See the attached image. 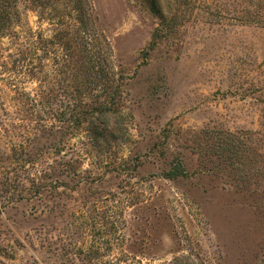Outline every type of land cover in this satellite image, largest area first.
<instances>
[{
	"label": "rangeland",
	"instance_id": "rangeland-1",
	"mask_svg": "<svg viewBox=\"0 0 264 264\" xmlns=\"http://www.w3.org/2000/svg\"><path fill=\"white\" fill-rule=\"evenodd\" d=\"M84 1L120 95L103 136L61 117L75 84L33 47L58 12L18 0L0 37V264H264V26L235 20L263 0ZM201 131L254 133L244 170Z\"/></svg>",
	"mask_w": 264,
	"mask_h": 264
},
{
	"label": "trees",
	"instance_id": "trees-1",
	"mask_svg": "<svg viewBox=\"0 0 264 264\" xmlns=\"http://www.w3.org/2000/svg\"><path fill=\"white\" fill-rule=\"evenodd\" d=\"M17 2L18 0H0V37L13 19L18 17L11 8ZM32 3L42 9L44 14H46L47 5L51 7L50 11L58 12L57 17L63 19V22L60 21V26H68L69 29L67 32L58 29L49 38L39 34L33 42L34 49L38 47L37 51L41 50L46 58L50 56L54 64H60L59 73H63L66 79H72V83L75 84L73 86L75 94L66 92L67 101L70 100L71 103L68 105V112L60 113L61 117L66 115L65 122L72 123V129L84 130L91 139L103 136L107 130V116L120 112L118 107L120 95L116 87L110 86L105 81L104 74L102 75V71L99 70L98 56L91 39H88L91 36V23L86 12V2L84 0H33ZM61 8L62 12H60ZM153 11L156 14L159 13L155 6ZM65 12L67 14L60 15ZM64 18H68L73 24L64 22ZM235 20L245 25L264 26V12H260V9L248 12L244 17ZM78 71L86 75L81 82L76 80L75 72L78 73ZM99 89L101 92L96 94ZM35 118H38L37 113ZM200 133L208 135L209 139H214L216 147H212L211 152L216 158L223 159V162L227 161L225 166L230 170H244L245 164L242 163V159H249L250 147L247 144L254 133L246 131L238 136L232 133L222 136L217 131H201ZM19 147L24 146L19 144ZM257 156L262 157L260 153H257ZM28 160L27 162L31 165L36 164L33 155H30ZM181 174L176 170L167 171L165 177L172 179Z\"/></svg>",
	"mask_w": 264,
	"mask_h": 264
}]
</instances>
